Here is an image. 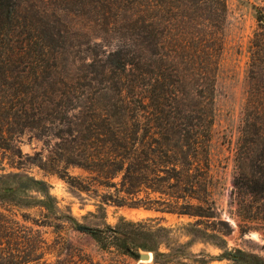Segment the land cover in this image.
I'll return each instance as SVG.
<instances>
[{"label":"trees","instance_id":"16d2710c","mask_svg":"<svg viewBox=\"0 0 264 264\" xmlns=\"http://www.w3.org/2000/svg\"><path fill=\"white\" fill-rule=\"evenodd\" d=\"M228 17L229 0H0V148L10 149L27 128L53 132L70 153L60 157L71 185L67 166L78 165L115 189L103 195L104 204L196 218L182 226L192 239L177 244L173 228L152 218H121L105 228L68 219L102 249L133 259L150 250L155 264L192 257L208 264L187 250L198 237L223 251L217 259L264 264L258 253L228 247L230 225L213 197L216 82ZM247 80L234 176L245 232L264 227L262 22L250 40ZM0 181V264H94L71 246L64 257L59 248L54 263L45 259L39 227L47 224L22 210L51 207L45 180L12 173Z\"/></svg>","mask_w":264,"mask_h":264},{"label":"rangeland","instance_id":"374dc122","mask_svg":"<svg viewBox=\"0 0 264 264\" xmlns=\"http://www.w3.org/2000/svg\"><path fill=\"white\" fill-rule=\"evenodd\" d=\"M264 0H229V17L225 31L224 51L220 62L216 82V119L213 127L211 145V167L213 174V197L216 200L220 218L230 225V231L225 235L230 249L242 248L258 253L264 257V227L243 231V218L239 215L234 196V176L236 172L237 143L241 133L243 111L247 98L249 65V44L255 31L263 22ZM98 38L97 40H99ZM72 136H69L71 140ZM60 139L53 133L39 135L34 128H27L16 134L10 149L0 148V176L12 173H25L36 179H43L54 200L51 207L33 206L22 209L38 222L47 225L40 226L43 237L48 242V253L45 259L49 263L56 261V254L62 248L63 257L71 246L73 252L79 250L86 253L94 264H155L154 259L148 262H138L123 255L116 248L102 249L97 240L89 233L74 228L68 219L93 227L105 228L115 226L125 218L139 221L154 219L152 224H160L173 228L172 242H188L183 224L196 220L195 217L162 212L153 208L130 207L104 204L103 195L114 193V188L101 184L95 172L78 166H67V172L75 177L74 185L70 184L65 174L66 162L60 153ZM72 142H67V145ZM70 153H67L68 155ZM118 181L119 178L114 179ZM8 183L11 180L6 179ZM0 184L4 182L0 181ZM39 195V193H36ZM140 196L145 197L142 192ZM153 198H159V193H151ZM53 212V214H52ZM55 215V216H54ZM53 225H48V224ZM30 224V223H29ZM229 227V226H228ZM222 228H226L222 225ZM188 243L187 250L209 260L208 264H231L227 259H217L223 252L212 243L204 242L202 238ZM176 246V245H175ZM161 250H166L162 245ZM150 251V250H143ZM212 256L210 260L208 256ZM221 258V257H220ZM187 264H195L194 258L186 259Z\"/></svg>","mask_w":264,"mask_h":264},{"label":"water","instance_id":"95a60500","mask_svg":"<svg viewBox=\"0 0 264 264\" xmlns=\"http://www.w3.org/2000/svg\"><path fill=\"white\" fill-rule=\"evenodd\" d=\"M263 22H264V18H263ZM153 259H154V254L152 251L139 250L137 251V257L135 260L138 262H148Z\"/></svg>","mask_w":264,"mask_h":264}]
</instances>
